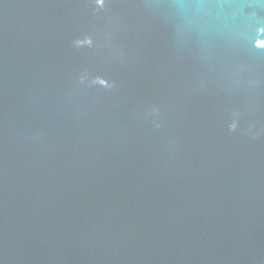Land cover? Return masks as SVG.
<instances>
[{
    "label": "water",
    "instance_id": "water-1",
    "mask_svg": "<svg viewBox=\"0 0 264 264\" xmlns=\"http://www.w3.org/2000/svg\"><path fill=\"white\" fill-rule=\"evenodd\" d=\"M0 264H264V0H0Z\"/></svg>",
    "mask_w": 264,
    "mask_h": 264
}]
</instances>
